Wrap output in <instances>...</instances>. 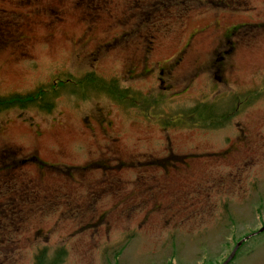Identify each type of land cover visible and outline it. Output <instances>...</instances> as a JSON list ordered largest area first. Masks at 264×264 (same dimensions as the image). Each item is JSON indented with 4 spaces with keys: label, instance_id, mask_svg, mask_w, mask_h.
<instances>
[{
    "label": "rangeland",
    "instance_id": "374dc122",
    "mask_svg": "<svg viewBox=\"0 0 264 264\" xmlns=\"http://www.w3.org/2000/svg\"><path fill=\"white\" fill-rule=\"evenodd\" d=\"M232 46L235 69L219 72L213 50ZM180 52L169 92L161 66ZM92 72L160 103L147 116L97 90L80 94L75 82ZM69 79L51 114H0V223L13 229L0 235V264H35L60 247L63 264H114L122 249L117 264H223L262 228L264 0H0V98ZM255 92L223 128L180 123L198 102L234 108L236 94ZM99 112L114 123L109 139ZM33 155L47 167L17 164ZM230 264H264V232Z\"/></svg>",
    "mask_w": 264,
    "mask_h": 264
},
{
    "label": "trees",
    "instance_id": "16d2710c",
    "mask_svg": "<svg viewBox=\"0 0 264 264\" xmlns=\"http://www.w3.org/2000/svg\"><path fill=\"white\" fill-rule=\"evenodd\" d=\"M75 84L79 88H83L87 85H92L94 88L98 90V92L109 96L112 100H114L118 104L130 108H137L145 112L146 114H148L149 109H151L152 107H156L160 103V100L158 98H155V96H151V97L145 96L142 93L121 87L118 79H112L107 81L99 77H95L93 74H90L86 76L84 79L80 80L79 82L77 81ZM58 85H61V82ZM54 86L55 85H52L50 87L41 86L35 92L29 95L15 94L9 97L0 98V114L12 108H17V107L26 108V106L29 105L38 106L41 109H43L45 112L51 113L54 109L55 98H57V92ZM256 94H258V92L252 94L248 93V95H246L245 97H239V96L235 97L234 108L232 106L225 107L217 102L216 103L198 102L195 107L183 112L182 114L183 122L180 123H184L188 126H201L206 128L220 127V126L223 127L230 122L233 116L238 114V108L241 105H243L244 102H248L250 99L251 100L256 99L258 96V95L255 96ZM249 103H251V101H249ZM170 122H171L170 124H172L170 126L176 125L174 123V120L173 121L171 120ZM21 163L22 162H20L19 164ZM25 205H27V203ZM245 237L238 238L235 244L240 242ZM122 250L118 251L114 255V264H117V259L119 258ZM47 252H48L47 249L42 250L35 257V264H63L67 257V251L65 248L57 249L52 258H49ZM168 264L171 263L168 262Z\"/></svg>",
    "mask_w": 264,
    "mask_h": 264
},
{
    "label": "flooded vegetation",
    "instance_id": "af4514ba",
    "mask_svg": "<svg viewBox=\"0 0 264 264\" xmlns=\"http://www.w3.org/2000/svg\"><path fill=\"white\" fill-rule=\"evenodd\" d=\"M239 26H235L232 27L230 30H228L229 34L225 35L226 39H230L231 35H232V30L233 29H237ZM156 39L157 37H155V35H152V38L149 39V44L146 45L144 47L145 52L147 53V55L149 56L150 54H152V52L155 50V44H156ZM230 42V41H229ZM231 43V42H230ZM108 44V42H106L105 44H100V45H106ZM180 55H178L177 57H175L174 59L170 60L169 62L166 63V67L162 68L161 66V71H160V76L158 77L159 83L161 88H165L166 91H173V85L172 82L174 81L175 78V73L174 71L177 69V67L181 64V62L184 61V56L182 57L181 54L182 52L179 53ZM213 55H216L215 57H219L217 59V62H220V68H219V72H222L223 70H226L227 72L232 73L235 69L234 67V57H235V48L234 46H232L230 49H214L213 50ZM168 71V77H164L165 76V71ZM146 73L150 70H145ZM136 75L130 74V77H134ZM220 82L223 81V76L218 78ZM87 90H93V88L91 86H86ZM85 89V92H86ZM95 122L98 126V129L102 131V133L108 137L110 136V133L113 131L114 129V123L110 120L109 117H107L104 113L99 112L96 114V118H95ZM95 128L92 127L90 130H94ZM115 140H111L110 143H108L106 146L110 149V155L111 152L115 153L117 150V148L114 147V145L117 146V144H112ZM112 145V146H111ZM32 158L35 160L36 163H42L36 156H32ZM164 165H173V166H179L177 161H173V160H165L163 161ZM162 164V163H161ZM110 165H112V162H110V160H106L105 164L100 165L102 168L106 169L107 171L105 172L106 176L108 177V182L109 184H111L112 180L114 179L113 175L115 173L114 172H110L109 170H111L113 167H111ZM126 166V163H121L117 166L116 169H118L120 171V169L124 168ZM40 168V167H39ZM41 169V168H40ZM42 170V169H41ZM121 173V172H119ZM110 187V186H109ZM0 210L1 207H0ZM13 213V211H12ZM15 217V216H14ZM16 219V218H15ZM14 219V221H15ZM1 227H0V235L5 234V233H12V230H8L6 227H3V225L0 223ZM17 231V229H15ZM15 231V232H16ZM7 245V243H6ZM12 248V246H11Z\"/></svg>",
    "mask_w": 264,
    "mask_h": 264
},
{
    "label": "water",
    "instance_id": "95a60500",
    "mask_svg": "<svg viewBox=\"0 0 264 264\" xmlns=\"http://www.w3.org/2000/svg\"><path fill=\"white\" fill-rule=\"evenodd\" d=\"M259 232H260V233H261V232H264V227H263ZM247 239H249V237L246 238V239H243L241 242H239V243L236 245V247H235V249L233 250V252L231 253L230 257L228 258V260H227L224 264H228V263H229V262L235 257L236 252H237L238 249L241 247V245L243 244V242H245Z\"/></svg>",
    "mask_w": 264,
    "mask_h": 264
}]
</instances>
